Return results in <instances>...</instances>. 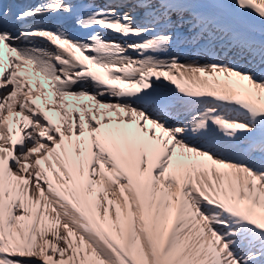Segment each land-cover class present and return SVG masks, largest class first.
Wrapping results in <instances>:
<instances>
[{
    "label": "snow or ice",
    "instance_id": "1",
    "mask_svg": "<svg viewBox=\"0 0 264 264\" xmlns=\"http://www.w3.org/2000/svg\"><path fill=\"white\" fill-rule=\"evenodd\" d=\"M0 264H264V0L0 2Z\"/></svg>",
    "mask_w": 264,
    "mask_h": 264
},
{
    "label": "bare ground",
    "instance_id": "2",
    "mask_svg": "<svg viewBox=\"0 0 264 264\" xmlns=\"http://www.w3.org/2000/svg\"><path fill=\"white\" fill-rule=\"evenodd\" d=\"M36 2H37V0H36V1H34V3H36ZM34 3H33V4H34ZM113 38H117V37H113Z\"/></svg>",
    "mask_w": 264,
    "mask_h": 264
}]
</instances>
